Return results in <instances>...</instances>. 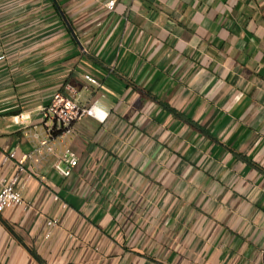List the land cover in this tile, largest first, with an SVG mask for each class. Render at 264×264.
<instances>
[{"label":"crops","instance_id":"0c3cea01","mask_svg":"<svg viewBox=\"0 0 264 264\" xmlns=\"http://www.w3.org/2000/svg\"><path fill=\"white\" fill-rule=\"evenodd\" d=\"M1 55L0 264H38L9 229L45 264H264V0H0ZM55 93L98 114L69 177Z\"/></svg>","mask_w":264,"mask_h":264},{"label":"built area","instance_id":"2783aa9c","mask_svg":"<svg viewBox=\"0 0 264 264\" xmlns=\"http://www.w3.org/2000/svg\"><path fill=\"white\" fill-rule=\"evenodd\" d=\"M112 7V2L108 3ZM4 60V56H0V62ZM85 80L94 85L99 86L98 81L89 75L84 76ZM97 117V111L94 106L81 107L76 104L71 98L62 93H55L49 103L41 109L42 125L45 130V136L38 143L37 154L42 151L46 155L54 156L57 149L61 148L62 153L57 158L54 165L56 172L63 177H69L72 168L77 165V160L73 157L68 143L73 137V128L85 116ZM15 158L14 153L4 154L1 164L3 165L7 160ZM28 157L24 156L18 162L17 170L9 177L0 179V215L6 210L17 209L25 205L22 193L17 189L19 181V174L24 170L22 163ZM53 201H58L56 194L52 195ZM65 205L62 206L64 208ZM30 209V207H27ZM58 225L57 219H49L46 221V231L44 239L47 240L51 237V231Z\"/></svg>","mask_w":264,"mask_h":264},{"label":"trees","instance_id":"16d2710c","mask_svg":"<svg viewBox=\"0 0 264 264\" xmlns=\"http://www.w3.org/2000/svg\"><path fill=\"white\" fill-rule=\"evenodd\" d=\"M10 232L13 234V236L16 238L18 243H20L21 246L25 248V250L28 252V254L38 263V264H45L44 260L36 253V251L33 248L28 247L27 245L24 244L22 239L15 235L11 229H9Z\"/></svg>","mask_w":264,"mask_h":264},{"label":"water","instance_id":"95a60500","mask_svg":"<svg viewBox=\"0 0 264 264\" xmlns=\"http://www.w3.org/2000/svg\"><path fill=\"white\" fill-rule=\"evenodd\" d=\"M65 24H66L68 30L70 31V33L74 36L73 30H72V28L70 27V25L68 24V22L66 20H65Z\"/></svg>","mask_w":264,"mask_h":264}]
</instances>
